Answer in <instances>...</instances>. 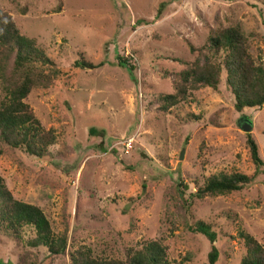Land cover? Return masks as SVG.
Segmentation results:
<instances>
[{
  "label": "rangeland",
  "instance_id": "obj_1",
  "mask_svg": "<svg viewBox=\"0 0 264 264\" xmlns=\"http://www.w3.org/2000/svg\"><path fill=\"white\" fill-rule=\"evenodd\" d=\"M0 8L70 70L26 99L44 128L55 130L49 155L39 159L0 142L6 186L38 205L55 233L66 229L68 248L50 255L0 232L3 264H70L68 251L81 244L95 256L123 259L129 246L157 238L172 264H202L210 242L188 229L197 220L217 234L215 264H239L240 230L264 244V166L238 191L190 199L210 175L255 172L247 133L264 161V105L235 111L224 76L216 90L194 91L168 111L157 100L174 92L178 72L195 58L189 45L202 46L213 29L240 26L264 64V0H0ZM79 54L104 64L74 69ZM118 56L132 71L112 64ZM32 235L25 228L24 240Z\"/></svg>",
  "mask_w": 264,
  "mask_h": 264
},
{
  "label": "trees",
  "instance_id": "obj_2",
  "mask_svg": "<svg viewBox=\"0 0 264 264\" xmlns=\"http://www.w3.org/2000/svg\"><path fill=\"white\" fill-rule=\"evenodd\" d=\"M189 51L195 54V58L187 68L178 72L174 92L157 97L164 111L188 101L192 92L201 88L216 90L222 76L233 98L235 111L241 112L245 107L259 109L264 105V64L256 62L249 52L247 37L240 26L228 25L213 29L202 46L189 45ZM176 61L185 63L180 59ZM103 64H94L79 54L72 68L95 69ZM112 64L128 71L134 68L132 63L121 56ZM69 71L58 67L37 45L35 39L22 34L11 15L0 8L1 143L39 159L49 155L48 149L56 143L55 130L44 128L26 99L31 90L48 88L55 81L68 76ZM193 118L199 119L196 115ZM246 144L255 166L252 175L238 171L210 175L205 178L202 186L190 194V199L224 195L251 184L264 166V161L259 156L257 143L249 133L246 134ZM25 228L31 229L33 235L24 240ZM188 229L204 235L210 242L206 261L202 264H215L219 251L214 245L217 234L213 225L197 220L188 225ZM66 231L55 233L44 211L38 205L15 198L0 175V232L15 241H25L28 247L42 246L48 254L59 255L64 254L68 248ZM238 235L245 247L239 264H264V244L243 230ZM167 250L163 238L149 239L139 242L136 247L129 246L123 259L106 258L95 256L90 247L81 244L68 251V259L70 264H172L167 257ZM0 264H3L2 261Z\"/></svg>",
  "mask_w": 264,
  "mask_h": 264
},
{
  "label": "built area",
  "instance_id": "obj_3",
  "mask_svg": "<svg viewBox=\"0 0 264 264\" xmlns=\"http://www.w3.org/2000/svg\"><path fill=\"white\" fill-rule=\"evenodd\" d=\"M131 145H132V141L131 140L123 143V148H122L123 151L127 153L129 151V149L131 148Z\"/></svg>",
  "mask_w": 264,
  "mask_h": 264
},
{
  "label": "water",
  "instance_id": "obj_4",
  "mask_svg": "<svg viewBox=\"0 0 264 264\" xmlns=\"http://www.w3.org/2000/svg\"><path fill=\"white\" fill-rule=\"evenodd\" d=\"M250 128H251V126L249 125V124H244V126L242 127V130H244L245 132H249L250 131ZM183 152H182V150H181V152H180V154H179V157L181 158L182 157V154Z\"/></svg>",
  "mask_w": 264,
  "mask_h": 264
}]
</instances>
